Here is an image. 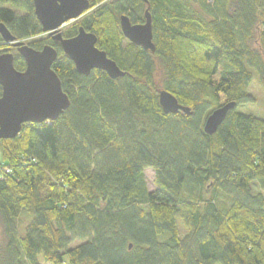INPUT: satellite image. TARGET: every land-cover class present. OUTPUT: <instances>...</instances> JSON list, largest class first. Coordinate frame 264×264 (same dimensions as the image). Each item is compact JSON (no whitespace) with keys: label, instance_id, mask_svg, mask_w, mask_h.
Listing matches in <instances>:
<instances>
[{"label":"trees","instance_id":"obj_1","mask_svg":"<svg viewBox=\"0 0 264 264\" xmlns=\"http://www.w3.org/2000/svg\"><path fill=\"white\" fill-rule=\"evenodd\" d=\"M89 2L63 35L94 34L123 77L78 74L32 0H0L16 41L56 49L51 68L70 100L57 120L0 140V264H264V195L252 189H264V119L237 111L255 101L253 76L264 89V0ZM145 10L154 52L120 30L121 16L141 24ZM3 49L24 71L0 35ZM160 90L190 115L164 114ZM231 102L204 134L208 115Z\"/></svg>","mask_w":264,"mask_h":264},{"label":"water","instance_id":"obj_2","mask_svg":"<svg viewBox=\"0 0 264 264\" xmlns=\"http://www.w3.org/2000/svg\"><path fill=\"white\" fill-rule=\"evenodd\" d=\"M34 15L42 27L43 35L57 42L62 52L74 64L78 74L88 76L91 71L105 72L111 79L125 73L100 50L94 34L79 27L74 37L64 39L61 28L82 18L90 9L89 0H32ZM146 2V0H145ZM124 38L145 51H155L152 35V19L144 12V23L132 24L125 15L119 20ZM0 35L4 44H10L25 62L24 71L14 68V55L0 53V140L16 138L25 124H41L58 119L69 107L70 100L63 92L61 82L51 66L57 51L50 45L34 50L23 41H16L3 24ZM159 105L164 114L190 115V109L178 103L167 91L158 92ZM236 108L234 102L213 110L205 119L203 132L214 135L229 111Z\"/></svg>","mask_w":264,"mask_h":264},{"label":"rangeland","instance_id":"obj_3","mask_svg":"<svg viewBox=\"0 0 264 264\" xmlns=\"http://www.w3.org/2000/svg\"><path fill=\"white\" fill-rule=\"evenodd\" d=\"M89 11H90V9H89ZM79 20L67 23L64 27H62V32L69 29L73 24L77 23ZM0 52L4 53L7 51H6V49H3V50H0ZM247 90H248V93L253 96L255 101L253 103H247V104H244V105L238 107L237 111L240 113H244V114H251L257 118L264 119V89L258 83L256 76H253V81L249 85ZM144 176H145V182H146V186H147L148 190L154 191L155 186H154V172H153V170H151V169L144 170ZM252 189H253V192L255 194L261 193L262 195H264V189L262 187H260L259 185H252ZM185 232H186L185 230L181 229L182 235ZM3 244H4V235H3L2 228L0 226V248L3 247ZM64 262L67 264V257H64ZM41 264H49V263L41 262Z\"/></svg>","mask_w":264,"mask_h":264},{"label":"flooded vegetation","instance_id":"obj_4","mask_svg":"<svg viewBox=\"0 0 264 264\" xmlns=\"http://www.w3.org/2000/svg\"><path fill=\"white\" fill-rule=\"evenodd\" d=\"M66 24H67V23H66ZM66 24H65V25H66ZM65 25H64V26H65ZM64 26H63V27H64ZM61 34H62V37H63L64 39H66V38L64 37V35H63L62 28H61ZM76 34H77V33H76ZM46 37H48V36H46ZM48 38H50V37H48ZM50 39H51V38H50ZM51 41L54 42L52 39H51ZM54 43L58 44L57 42H54ZM58 45H59V44H58ZM59 46H60V45H59Z\"/></svg>","mask_w":264,"mask_h":264}]
</instances>
